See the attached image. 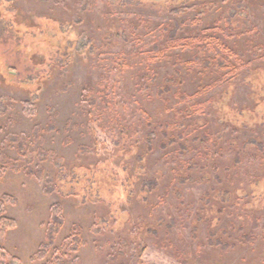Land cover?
Segmentation results:
<instances>
[{
  "label": "rangeland",
  "instance_id": "1",
  "mask_svg": "<svg viewBox=\"0 0 264 264\" xmlns=\"http://www.w3.org/2000/svg\"><path fill=\"white\" fill-rule=\"evenodd\" d=\"M3 21L0 264H52L57 205L54 246L83 234L62 264H264V0H0Z\"/></svg>",
  "mask_w": 264,
  "mask_h": 264
},
{
  "label": "trees",
  "instance_id": "2",
  "mask_svg": "<svg viewBox=\"0 0 264 264\" xmlns=\"http://www.w3.org/2000/svg\"><path fill=\"white\" fill-rule=\"evenodd\" d=\"M16 16V20L18 22H21V18L18 15ZM30 24V23H29ZM28 24V25H29ZM182 28H184V26L182 25H176V27H174L171 31H170V38L172 39H176V37L178 36V33H180L179 31L182 30ZM167 29V28H166ZM168 30V29H167ZM17 32H15V30L11 29L8 27V23L6 21H3V23H0V68H4L5 65L8 66V60L10 58L11 55H13V46L15 45V43L17 42V40H14L13 37L16 35ZM156 53H161V49L156 46L155 47ZM227 55L222 59V60H218L215 61L213 59H205L204 64L208 67L213 66V64L215 62L218 63V65H225L228 64L230 65L232 62V59L235 55H237L236 53H234L231 49H229V47H225V49H223ZM203 51V50H202ZM204 51H206V48L204 49ZM221 55V54H220ZM9 68V67H7ZM60 68H63L60 67ZM3 70V69H2ZM175 76L177 79H179V81H182L183 78L181 77V73L179 72H175ZM172 83H174L175 80L171 79ZM181 95V92L178 94V96ZM151 136H153V134H150ZM251 143L255 144L254 141H252ZM259 145V144H256ZM152 145L149 143V147H151ZM261 148H263V146L259 145ZM182 150L188 149L184 146L180 147ZM19 152L23 153L21 154L22 156H28L27 152H28V147L26 145V143L21 142L19 143V148H18ZM2 156V160L3 163L5 164V169L3 173H6L9 171V169H14L15 171H20L21 169V165L19 161H13L11 160L8 156L1 154ZM60 161V158L55 157L54 162H58ZM56 168H57V173L58 175L63 174L62 171H64L63 167H60V165L56 164ZM47 183H51L53 186L55 184V180L53 177L51 176H47ZM157 187V185L155 184V182H151L150 183V188H155ZM47 189H49L50 193H60L58 190V188L55 187H48ZM10 203L14 204V202L12 201V198L7 197V196H3L0 198V226L6 228L7 230H11L12 228H14L15 222L10 221L7 219V215L5 214V208L10 205ZM52 214L50 217V221H49V226H47V230H46V243L41 245V249L40 251L37 252L36 254V259L40 260V261H45L47 260L46 258L48 257V255L52 252L53 256L51 260L52 264H62V261L66 258V255H68V253H71L73 251H78L80 250L79 248L81 247V243H82V231L80 229H76V232L73 233L69 239H67L66 241H64L61 244V249H57L54 245L56 243L57 240V236H58V232L62 229V227L64 226V219H63V208L61 205H57L55 206L52 210H51ZM253 227L256 231V229L258 228V218H255L253 220ZM254 231V232H255ZM62 250H64L66 253L64 255H62ZM51 264V263H50Z\"/></svg>",
  "mask_w": 264,
  "mask_h": 264
}]
</instances>
